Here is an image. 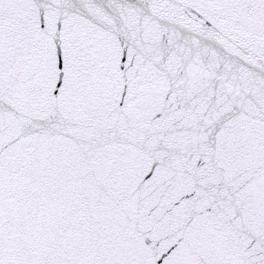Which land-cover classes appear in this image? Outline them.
Masks as SVG:
<instances>
[{"label":"snow or ice","instance_id":"snow-or-ice-1","mask_svg":"<svg viewBox=\"0 0 264 264\" xmlns=\"http://www.w3.org/2000/svg\"><path fill=\"white\" fill-rule=\"evenodd\" d=\"M0 264H264V0H0Z\"/></svg>","mask_w":264,"mask_h":264}]
</instances>
